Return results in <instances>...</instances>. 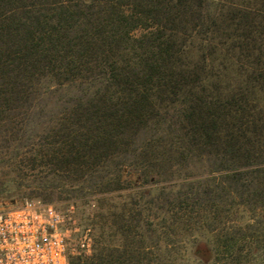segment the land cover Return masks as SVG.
Segmentation results:
<instances>
[{
    "label": "trees",
    "instance_id": "trees-1",
    "mask_svg": "<svg viewBox=\"0 0 264 264\" xmlns=\"http://www.w3.org/2000/svg\"><path fill=\"white\" fill-rule=\"evenodd\" d=\"M4 105L27 138L49 127L32 170L187 173L142 196L136 249L125 225L123 247L70 264L264 251V0H0Z\"/></svg>",
    "mask_w": 264,
    "mask_h": 264
},
{
    "label": "rangeland",
    "instance_id": "rangeland-1",
    "mask_svg": "<svg viewBox=\"0 0 264 264\" xmlns=\"http://www.w3.org/2000/svg\"><path fill=\"white\" fill-rule=\"evenodd\" d=\"M3 109L0 113V211L27 203L54 206L65 218L71 254H82L84 261L104 254V248L123 247L125 230L121 227L125 225L132 229L131 248L136 249L134 236L139 226V212L147 200L142 196L155 195L161 187L172 190L175 185L188 181L186 171L173 173L169 168L163 170V176L150 175L148 180L144 177L145 170L134 167L117 169L111 175L105 171L53 174L51 165L32 170L39 146L52 142L42 138L46 135L42 129L49 127L40 124L35 127L40 130L39 137L27 138L24 118L10 122L9 108L4 105ZM118 174L121 184L109 183ZM253 252L255 256L250 258V264H264V251ZM167 254L171 264H196L191 245L170 247Z\"/></svg>",
    "mask_w": 264,
    "mask_h": 264
},
{
    "label": "built area",
    "instance_id": "built-area-1",
    "mask_svg": "<svg viewBox=\"0 0 264 264\" xmlns=\"http://www.w3.org/2000/svg\"><path fill=\"white\" fill-rule=\"evenodd\" d=\"M70 255L69 230L54 206L0 211V264H70Z\"/></svg>",
    "mask_w": 264,
    "mask_h": 264
}]
</instances>
